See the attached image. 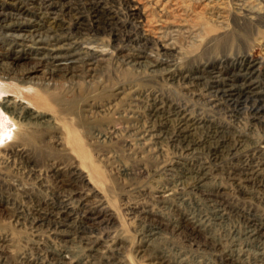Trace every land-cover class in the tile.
<instances>
[{
  "label": "rangeland",
  "instance_id": "1",
  "mask_svg": "<svg viewBox=\"0 0 264 264\" xmlns=\"http://www.w3.org/2000/svg\"><path fill=\"white\" fill-rule=\"evenodd\" d=\"M29 1H0L41 33L0 28V264H264V0Z\"/></svg>",
  "mask_w": 264,
  "mask_h": 264
},
{
  "label": "bare ground",
  "instance_id": "2",
  "mask_svg": "<svg viewBox=\"0 0 264 264\" xmlns=\"http://www.w3.org/2000/svg\"><path fill=\"white\" fill-rule=\"evenodd\" d=\"M1 1V0H0ZM21 1H27L28 0H21ZM64 3L61 4L58 0H32V1H29L30 4L33 6V8H36L40 13L43 14L42 12V9H45L47 10V12H50L51 14H55L56 11H63L62 13L64 15H69V16H72V12H73V7L71 6V3H69L70 1L68 0H63ZM106 1V0H105ZM138 1V0H137ZM79 2V1H78ZM12 3V2H11ZM124 5L126 6V9H128V13L130 16L132 17H141L140 15V12H139V7L135 4V0H124ZM247 3V2H246ZM251 7V6H250ZM78 11H77V14L75 17H77V22H79V24L81 25V21H83V14H84V10L87 8L89 10H91L92 12L95 13V17L98 18L99 20L102 19V14H101V9H102V6H100V1L99 0H89L88 2L86 3H83L81 4V2L78 3ZM163 8V7H162ZM222 8V7H221ZM244 8V6H243ZM242 9V8H241ZM22 10L21 8H19V11ZM214 10V9H213ZM38 12V13H39ZM175 12V11H174ZM247 12L248 14H254V15H259L261 14V10L258 8V7H251V8H247ZM245 12V14L247 13ZM5 13V12H4ZM8 13V12H7ZM264 13V12H263ZM2 14V13H1ZM108 14H110V12H108ZM19 13L18 11L16 13H13L11 15H7V16H0V28H2L3 30H7V35H11L12 36V39H16V40H20L22 43H25V42H33L35 41V39L37 38V36H41V33L38 34H34V33H30L31 35L29 34H26V33H17V30L18 29H21L22 27L24 28H28L29 29V26L27 24H29L30 22H27L26 20H23V21H19L21 20L23 17L22 16V13L20 16H18ZM226 15V14H225ZM264 15V14H263ZM11 16H13L15 19V21L12 20ZM121 17V16H120ZM131 17V18H132ZM220 17V16H219ZM42 18V16H41ZM129 18V17H128ZM253 18V17H252ZM133 20V19H132ZM194 20V19H193ZM30 21V19H29ZM54 21V20H53ZM103 21V20H102ZM104 22V21H103ZM222 22V21H221ZM14 23V24H13ZM37 23V22H35ZM51 25V24H50ZM212 25V24H211ZM79 26V25H78ZM109 26V25H108ZM174 26V25H173ZM55 28V27H54ZM26 30V29H25ZM44 30V29H43ZM22 31V30H21ZM41 31V30H40ZM34 32V31H33ZM46 35V34H45ZM52 36V35H51ZM59 39V38H58ZM37 40V39H36ZM37 42V41H36ZM35 42V43H36ZM145 43V42H144ZM21 44V43H20ZM195 44V43H194ZM169 45V44H168ZM36 47V46H35ZM40 47V46H39ZM168 47V46H167ZM166 47V48H167ZM68 48V47H67ZM46 50V49H45ZM173 50V49H172ZM53 49H50L48 52H52ZM67 53V52H66ZM169 53V52H168ZM240 53V52H239ZM52 54V53H51ZM63 54V53H61ZM60 54V55H61ZM233 54V53H232ZM231 55V53H230ZM43 56V54H42ZM62 56V55H61ZM41 57V56H40ZM45 57V56H44ZM64 57V56H62ZM142 58V57H141ZM125 60V59H124ZM56 61V60H55ZM96 61V60H95ZM142 61V60H141ZM38 63V62H37ZM6 64V62H5ZM97 64V63H96ZM3 65V64H1ZM7 65V64H6ZM34 65V64H33ZM39 65V64H38ZM61 66V65H60ZM95 66V65H94ZM1 67V66H0ZM32 67V66H31ZM55 67V66H54ZM4 68V67H3ZM6 68V67H5ZM30 68V67H29ZM34 68V67H33ZM17 69V68H16ZM27 69V68H26ZM36 69V68H35ZM51 69V68H50ZM89 69V68H88ZM87 69V70H88ZM91 69V68H90ZM148 69V68H147ZM15 70V69H13ZM31 70V69H29ZM64 70V69H63ZM73 70V69H72ZM247 70V69H246ZM10 71V70H9ZM27 71V70H26ZM32 71V70H31ZM49 71V70H48ZM11 72V71H10ZM142 72V71H141ZM9 73V72H8ZM43 73V72H42ZM6 74V73H5ZM9 75V74H8ZM38 75V74H37ZM7 77V75H5ZM14 76V75H13ZM17 76V75H16ZM68 76V75H67ZM72 76V75H71ZM42 77V76H41ZM215 77V76H214ZM3 78V77H1ZM18 78V77H16ZM21 78V77H20ZM36 78V77H35ZM55 78V77H54ZM226 78V77H225ZM44 79V77H43ZM49 79V77H48ZM57 79V77H56ZM23 80V79H21ZM30 80V79H29ZM32 80V79H31ZM1 81V80H0ZM28 82V81H26ZM30 82V81H29ZM40 82V81H39ZM37 83V82H36ZM30 84V83H29ZM39 85V84H38ZM47 86V85H46ZM25 87V86H24ZM27 87V86H26ZM235 87V86H234ZM44 89V87L42 88ZM212 89V88H211ZM218 89V88H217ZM220 90V89H219ZM226 91V90H225ZM213 92V91H212ZM253 92V91H252ZM218 93V92H217ZM243 93V92H242ZM224 96V95H223ZM226 96V95H225ZM1 104H2V107L6 108V109H9L11 108L12 106L10 105V103L8 101H5V100H2L0 102V107H1ZM225 104V103H224ZM234 106V105H233ZM9 111V110H8ZM257 111V110H256ZM172 119V118H171ZM180 120V119H179ZM181 121V120H180ZM184 122V121H183ZM14 125H16L17 127V123L15 121L12 122ZM164 125V124H163ZM183 128V127H181ZM194 128V127H193ZM167 131V130H166ZM177 136L178 138L180 137L183 141H186L187 139V134L186 131L184 129H179L177 130ZM215 131V130H214ZM237 133V132H236ZM8 136H11L12 139H14L18 134H19V131H10L8 130L7 133H6ZM11 134V135H10ZM19 136V135H18ZM23 138L26 137V133L23 132V134L21 135ZM167 136V135H166ZM7 137H1L0 136V142L2 141H5ZM10 137H8L9 139ZM180 140V139H179ZM232 144V143H231ZM56 146V145H55ZM201 150V149H200ZM247 150V149H246ZM242 151V150H241ZM184 158V157H183ZM245 165V164H244ZM23 166V165H22ZM159 166V165H158ZM201 169V168H200ZM251 170V169H250ZM197 172V171H196ZM236 174V173H235ZM180 183V182H179ZM171 188V187H170ZM53 192V191H52ZM67 200V199H66ZM263 205V204H262ZM182 207V206H181ZM34 212V211H33ZM179 217V216H178ZM47 221V220H46ZM102 222V221H101ZM158 222V221H157ZM64 223V222H63ZM252 226V233L255 235V236H258L259 237H263L264 236V228L260 227V229L257 227V226H253V224L251 225ZM41 227V226H40ZM231 228V227H230ZM176 234V233H175ZM181 236V235H180ZM196 236V235H195ZM180 240V239H179ZM205 242V241H204ZM212 242V241H211ZM86 246V245H85ZM70 256V255H69Z\"/></svg>",
  "mask_w": 264,
  "mask_h": 264
}]
</instances>
